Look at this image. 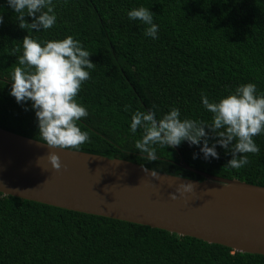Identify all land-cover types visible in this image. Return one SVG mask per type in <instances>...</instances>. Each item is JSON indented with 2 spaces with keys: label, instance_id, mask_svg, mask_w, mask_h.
<instances>
[{
  "label": "trees",
  "instance_id": "trees-1",
  "mask_svg": "<svg viewBox=\"0 0 264 264\" xmlns=\"http://www.w3.org/2000/svg\"><path fill=\"white\" fill-rule=\"evenodd\" d=\"M52 2L56 23L34 32L19 28L16 14L0 0L1 128L40 141L34 111L9 95L10 74L18 66L25 35L43 40L72 35L95 64L77 94L88 111L77 123L89 137L79 151L186 178L203 179L185 165L264 186V135L253 138L259 151L245 154L247 165L232 169L226 165L230 154L220 146L218 158L205 160L199 146L187 142L157 146V159L147 162L134 147L140 129L135 135L129 131L137 109L151 108L159 118L175 106L181 118L210 122L211 114L200 104L201 92L214 100L247 82L264 92V0ZM141 5L153 12L155 40L144 36L142 23L126 16ZM25 20L31 22L30 17ZM0 264H264V255L0 192Z\"/></svg>",
  "mask_w": 264,
  "mask_h": 264
},
{
  "label": "water",
  "instance_id": "water-1",
  "mask_svg": "<svg viewBox=\"0 0 264 264\" xmlns=\"http://www.w3.org/2000/svg\"><path fill=\"white\" fill-rule=\"evenodd\" d=\"M49 152L59 157L52 168ZM122 158L51 148L0 127V192L67 210L163 229L234 251L264 255V186L165 172ZM149 169V168H147ZM153 170V169H151ZM191 183L185 190L182 185ZM175 192V198L169 193Z\"/></svg>",
  "mask_w": 264,
  "mask_h": 264
},
{
  "label": "clouds",
  "instance_id": "clouds-1",
  "mask_svg": "<svg viewBox=\"0 0 264 264\" xmlns=\"http://www.w3.org/2000/svg\"><path fill=\"white\" fill-rule=\"evenodd\" d=\"M6 4L16 14L15 20L21 29L40 32L50 29L57 21L52 0H6ZM25 16L31 18L30 23ZM126 16L145 26L144 36L157 39L158 25L153 22L149 8L143 5L130 8ZM3 19L0 15V23ZM90 54L72 35L48 40L25 35L22 39L18 66L10 74L9 95L17 104L25 105V110L31 107L40 141L48 147L76 151L89 139L87 131L81 130L77 123L88 116L77 94L95 67ZM200 104L211 114L210 122L187 116L181 118L180 109L175 106L169 107L159 118L151 108L132 111L129 131L135 135L140 129V136L134 141L135 149L147 162H152L157 159V146L175 148L187 142L189 146H199L205 160L218 158L216 148L220 146L230 154L228 167L246 166L245 154L259 151L253 138L264 135V92L259 91L255 83H241L214 100L201 92ZM128 108L124 106L125 111ZM192 156L195 159L197 153ZM47 159L52 168H60L55 152H49ZM143 170L153 177L158 173ZM182 187L187 190L192 184L185 183ZM175 195V192L169 193L170 198L174 199Z\"/></svg>",
  "mask_w": 264,
  "mask_h": 264
}]
</instances>
